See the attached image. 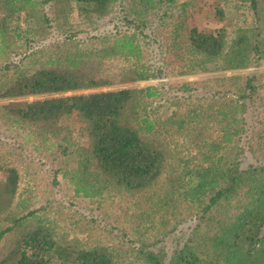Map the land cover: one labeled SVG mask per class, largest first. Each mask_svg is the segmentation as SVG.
Returning a JSON list of instances; mask_svg holds the SVG:
<instances>
[{
  "label": "trees",
  "instance_id": "trees-1",
  "mask_svg": "<svg viewBox=\"0 0 264 264\" xmlns=\"http://www.w3.org/2000/svg\"><path fill=\"white\" fill-rule=\"evenodd\" d=\"M58 1L0 0V65H4L0 70L5 71L0 81V117L33 128L41 140L58 138L66 122L76 117L87 142L78 149L75 167L61 172L76 197L102 198L108 189L144 195L170 173L172 188L155 189L154 194L169 193L175 201L189 204L193 226L183 249L167 264H264V232L258 235L264 226V165L243 168L242 158L247 151L255 153L256 147L250 142L240 145L247 133L250 103L254 105L260 96L259 76L174 85L171 91L183 95L174 94L169 103L180 113L166 111L163 116L155 115L153 107L167 102L164 85L95 91L158 79L164 68L216 73L257 64L264 59V14H259L257 0H185L157 68L148 61L151 53L143 42L148 36L142 22L83 58L48 60L32 73L11 67L5 61L6 49L22 39L20 28L25 35L33 32L22 23L17 32L10 28L12 20L22 13L26 25H34L43 19L40 7ZM61 1L69 7L74 4L81 15L102 18L117 0ZM139 2L142 11L135 14L143 18L154 0ZM245 3L255 25L236 29L230 36L227 29L235 28L236 22L230 20L227 8ZM210 82L219 89L213 91ZM195 89L206 94H193ZM47 95L51 97L16 101ZM158 98L164 104L156 102ZM0 175V246L10 239L0 264H121L114 248H84L76 240L58 243L42 217L28 210L27 201L18 194L17 169L0 163ZM151 247L135 249L139 261L165 264ZM199 248L212 259L198 254Z\"/></svg>",
  "mask_w": 264,
  "mask_h": 264
},
{
  "label": "rangeland",
  "instance_id": "rangeland-1",
  "mask_svg": "<svg viewBox=\"0 0 264 264\" xmlns=\"http://www.w3.org/2000/svg\"><path fill=\"white\" fill-rule=\"evenodd\" d=\"M183 2L185 0H154L153 4L148 6L152 9L148 8L143 18L135 14L142 11L139 0H117L111 13L102 18L85 12L81 15L74 4L69 7V4L61 0L57 5L45 4L39 10L43 19L36 21L34 25H26V20L20 17L22 13L12 20L10 28L19 32L18 23H22L25 27L31 26L33 32L25 35L24 29L20 28L22 39L13 41L6 49L5 61L9 62L11 67L16 65L25 73H32L45 67L48 60L83 58L89 52L93 53V50L102 48L103 42L110 37L128 32L142 22L145 27L143 32L148 36L143 42L148 44L146 47L151 53L148 61L152 67L157 68L163 59L160 51L167 41L168 32L177 21V13ZM257 5L259 14H264V0H257ZM227 13L230 20L234 19L236 22L235 28L230 26L227 29L230 36H234L236 29L249 30L255 25V17L248 3L237 5L236 8L231 5L227 8ZM206 26L218 27L211 24ZM262 46L264 51V38ZM33 59L38 60V63H31ZM14 70L15 68H12V71ZM10 72L11 70L8 71L9 74ZM4 74L5 71L0 70V81L3 80ZM163 74V77L158 79L120 84L95 91L164 85L168 91L165 95L167 102L164 104L163 99L160 101L158 98L156 102H162L164 105L155 104L153 107L155 115L163 116L166 111L180 113L177 107L169 103L174 94L183 95L179 91H171L174 85L185 82L193 84L217 77L258 75L256 83L261 85L260 96L254 105L250 103L245 122L247 133L240 145L246 146V142H250L253 148L256 147L255 153L247 151L242 158L243 168L248 164L264 165V59L257 64H250L246 69L236 71L193 73L192 70L183 72L181 69L164 68ZM210 85L213 91L219 89L217 83L210 82ZM195 91L192 93H205L201 89ZM48 97L51 95L16 101ZM86 142L80 134L75 116L66 122L58 138L43 140L37 137L33 128L19 123L13 124L0 117V163L17 169L20 174L18 194L27 201L28 210H33L42 217L45 225L54 232L58 243L65 244L76 240L84 248L97 245L114 248L121 264H143L135 255V249L151 244V250L160 256L163 263L167 264L169 260H173L188 240L193 222L189 221V204L182 200L175 201L176 197L169 193L154 194L155 189L165 192L172 188L169 181L172 175L167 172V175L165 174V177L144 195L135 196L108 189L102 198L76 197L72 186L62 178L61 172L75 167L78 149ZM263 232L264 226L258 235ZM9 240L2 242L0 258L7 250ZM204 252L206 250L198 249V254L207 261L212 259Z\"/></svg>",
  "mask_w": 264,
  "mask_h": 264
}]
</instances>
